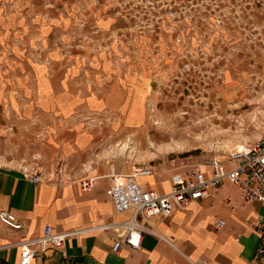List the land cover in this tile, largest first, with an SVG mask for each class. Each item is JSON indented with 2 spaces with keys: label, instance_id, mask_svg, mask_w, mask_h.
<instances>
[{
  "label": "rangeland",
  "instance_id": "obj_1",
  "mask_svg": "<svg viewBox=\"0 0 264 264\" xmlns=\"http://www.w3.org/2000/svg\"><path fill=\"white\" fill-rule=\"evenodd\" d=\"M0 93L57 161L228 162L264 132V0H0Z\"/></svg>",
  "mask_w": 264,
  "mask_h": 264
},
{
  "label": "crops",
  "instance_id": "obj_2",
  "mask_svg": "<svg viewBox=\"0 0 264 264\" xmlns=\"http://www.w3.org/2000/svg\"><path fill=\"white\" fill-rule=\"evenodd\" d=\"M16 103L0 93V211L13 214L23 230L13 232L0 225V264H18L19 250L11 245L40 236L45 226L54 233L78 234L65 241L66 258L49 247L31 264H264V251L257 253L261 239L254 231L256 218H264V207L245 203L239 189L227 180L210 198L174 210L168 217L144 221L160 237L171 239V244L145 233L138 250L123 246L113 254V234L99 227L130 217V213H115L109 197L108 176L116 172L108 166L89 168L49 158L41 151V141L33 138L28 119L9 106ZM27 174L38 175L40 182L29 181ZM91 176L99 177L96 185L82 191L80 182ZM139 183L165 193L170 173L161 170ZM217 220L225 222L223 228H215Z\"/></svg>",
  "mask_w": 264,
  "mask_h": 264
},
{
  "label": "built area",
  "instance_id": "obj_3",
  "mask_svg": "<svg viewBox=\"0 0 264 264\" xmlns=\"http://www.w3.org/2000/svg\"><path fill=\"white\" fill-rule=\"evenodd\" d=\"M161 170L155 165H148L134 167L127 173L108 176L109 197L115 213H130L126 220L99 227L103 232L113 234V254H117L123 246L138 250L145 233L171 244V239L160 237L149 229L144 221L155 217H168L174 210H183L199 199L212 197L225 180L239 189L241 199L245 203H259L264 207V132L247 150L232 152L228 162L213 157L205 164L192 153L171 158L167 170L170 173V187L165 193L144 188L139 183L140 178L154 177ZM26 178L33 183L40 182V177L35 174H27ZM98 179L97 176L83 179L79 184L80 189L91 190ZM226 203L233 207L230 199H227ZM0 225L13 232L23 230V225L7 211H0ZM224 225L223 220L215 222L216 229L223 228ZM254 231L261 239L257 249V253L261 254L264 251L262 216L256 218ZM76 234L78 232L54 233L49 226H45L40 236L25 238L11 247L19 250L18 264H31L37 255L44 253L49 247L58 250L62 257L66 258L65 241ZM190 263L207 264L204 261Z\"/></svg>",
  "mask_w": 264,
  "mask_h": 264
},
{
  "label": "bare ground",
  "instance_id": "obj_4",
  "mask_svg": "<svg viewBox=\"0 0 264 264\" xmlns=\"http://www.w3.org/2000/svg\"><path fill=\"white\" fill-rule=\"evenodd\" d=\"M247 149L245 147V143L244 142L243 143H240V144H237L234 147V151H245ZM152 155H154V154H152V153H146V154L138 155L137 156V159L144 160V159L150 158Z\"/></svg>",
  "mask_w": 264,
  "mask_h": 264
}]
</instances>
